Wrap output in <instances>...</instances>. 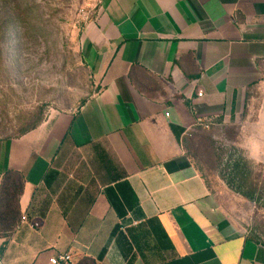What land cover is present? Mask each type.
Listing matches in <instances>:
<instances>
[{"label": "crops", "instance_id": "obj_1", "mask_svg": "<svg viewBox=\"0 0 264 264\" xmlns=\"http://www.w3.org/2000/svg\"><path fill=\"white\" fill-rule=\"evenodd\" d=\"M82 52L99 89L0 140L3 264H264L187 150L263 69L264 0H104Z\"/></svg>", "mask_w": 264, "mask_h": 264}, {"label": "rangeland", "instance_id": "obj_2", "mask_svg": "<svg viewBox=\"0 0 264 264\" xmlns=\"http://www.w3.org/2000/svg\"><path fill=\"white\" fill-rule=\"evenodd\" d=\"M103 4L0 0V140L17 138L47 114L76 111L99 89L82 42ZM203 122L190 133L188 153L225 215L264 245V66L217 121Z\"/></svg>", "mask_w": 264, "mask_h": 264}, {"label": "trees", "instance_id": "obj_3", "mask_svg": "<svg viewBox=\"0 0 264 264\" xmlns=\"http://www.w3.org/2000/svg\"><path fill=\"white\" fill-rule=\"evenodd\" d=\"M35 127L30 128L29 130L23 132L22 134L32 130ZM5 185H6V188L4 190L5 192L3 191L4 194L1 195V197L4 198V202L0 203V220H1V217H4V216L6 217V216H10V215L13 216L15 214V210H14V203L16 201L15 198H16V196H18L19 192L22 189V183L16 174L13 176V179L8 180L7 184H5ZM8 187L13 188L12 195H11V193L8 192V189H7ZM9 199H10V201H8Z\"/></svg>", "mask_w": 264, "mask_h": 264}, {"label": "built area", "instance_id": "obj_4", "mask_svg": "<svg viewBox=\"0 0 264 264\" xmlns=\"http://www.w3.org/2000/svg\"><path fill=\"white\" fill-rule=\"evenodd\" d=\"M165 115L168 116V114H165ZM205 124H206V122H203L201 120L197 121V126H203ZM21 220L24 221L25 217L22 216ZM70 262H71V257L68 254L62 253V254L51 256L47 260L46 264H69ZM0 264H3L1 255H0Z\"/></svg>", "mask_w": 264, "mask_h": 264}]
</instances>
